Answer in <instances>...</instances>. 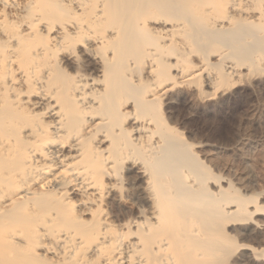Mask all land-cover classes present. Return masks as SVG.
<instances>
[{
  "label": "bare ground",
  "instance_id": "1",
  "mask_svg": "<svg viewBox=\"0 0 264 264\" xmlns=\"http://www.w3.org/2000/svg\"><path fill=\"white\" fill-rule=\"evenodd\" d=\"M260 76L264 0H0V264H264L173 121Z\"/></svg>",
  "mask_w": 264,
  "mask_h": 264
},
{
  "label": "rangeland",
  "instance_id": "2",
  "mask_svg": "<svg viewBox=\"0 0 264 264\" xmlns=\"http://www.w3.org/2000/svg\"><path fill=\"white\" fill-rule=\"evenodd\" d=\"M243 80L210 101L175 105L173 121L213 173L241 190L239 179L248 180L244 185L259 193L264 192V76ZM254 240L242 242L255 245Z\"/></svg>",
  "mask_w": 264,
  "mask_h": 264
}]
</instances>
